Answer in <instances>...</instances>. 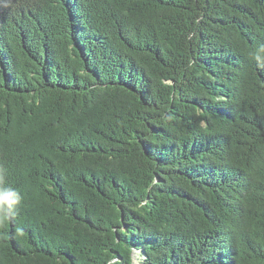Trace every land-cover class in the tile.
Masks as SVG:
<instances>
[{
	"label": "trees",
	"instance_id": "1",
	"mask_svg": "<svg viewBox=\"0 0 264 264\" xmlns=\"http://www.w3.org/2000/svg\"><path fill=\"white\" fill-rule=\"evenodd\" d=\"M135 254L264 264V0H0V264Z\"/></svg>",
	"mask_w": 264,
	"mask_h": 264
},
{
	"label": "rangeland",
	"instance_id": "2",
	"mask_svg": "<svg viewBox=\"0 0 264 264\" xmlns=\"http://www.w3.org/2000/svg\"><path fill=\"white\" fill-rule=\"evenodd\" d=\"M140 258H141V257H140L138 254H135L134 263H135V264H139Z\"/></svg>",
	"mask_w": 264,
	"mask_h": 264
},
{
	"label": "clouds",
	"instance_id": "3",
	"mask_svg": "<svg viewBox=\"0 0 264 264\" xmlns=\"http://www.w3.org/2000/svg\"><path fill=\"white\" fill-rule=\"evenodd\" d=\"M19 201L18 200H16V201H13L12 203H18Z\"/></svg>",
	"mask_w": 264,
	"mask_h": 264
}]
</instances>
